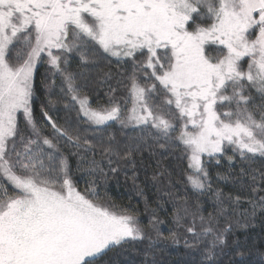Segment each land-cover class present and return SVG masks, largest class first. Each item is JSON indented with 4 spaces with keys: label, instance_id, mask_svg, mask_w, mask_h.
I'll use <instances>...</instances> for the list:
<instances>
[{
    "label": "snow or ice",
    "instance_id": "6c2138e0",
    "mask_svg": "<svg viewBox=\"0 0 264 264\" xmlns=\"http://www.w3.org/2000/svg\"><path fill=\"white\" fill-rule=\"evenodd\" d=\"M74 54L82 69L103 54L131 61L127 83L117 81L127 92L123 103L110 87L107 101L93 106L84 92L88 73L68 70ZM45 63L61 79L65 107L76 110V120L61 126L49 114L54 102L42 106L47 135L33 111ZM113 123L142 135L105 139ZM148 138L183 146L194 191L212 190L206 164L229 148L230 164L237 156L246 162L240 176L259 180L252 193L264 191V170L251 168L264 158V0H0V264H105L115 247L144 239L131 210L98 199L94 188L77 189L69 157L79 156L90 175H106L105 161L116 173L112 165L134 164ZM215 195V215H199L198 231L197 209L186 229L207 264L231 230V222L220 227L227 206L242 203ZM248 202L245 218L264 211V196ZM150 223L160 221L153 215ZM170 238L178 242L175 233Z\"/></svg>",
    "mask_w": 264,
    "mask_h": 264
},
{
    "label": "trees",
    "instance_id": "16d2710c",
    "mask_svg": "<svg viewBox=\"0 0 264 264\" xmlns=\"http://www.w3.org/2000/svg\"><path fill=\"white\" fill-rule=\"evenodd\" d=\"M208 51L210 55H215L216 46H210ZM68 70L73 72L84 70L88 73L92 83L84 92L89 95L95 106L97 101L101 103L107 101L110 87L117 88V99L123 103L127 92L123 86L117 85V81L127 83L126 78L133 68L131 61H118L116 57L103 54L97 57L95 65L82 69L78 54H74L70 57ZM50 71L45 63L39 66V72L35 77L34 116L40 120L41 107L48 110V102L51 100L55 107L49 114L54 119L58 117L57 123L64 126L66 119L76 120V110L65 107L70 101L60 91L61 79L59 76H51ZM106 73L112 76L107 82L104 81ZM141 83L144 81L141 80ZM128 107H131V103ZM40 123L46 128L47 135L51 129L47 128L42 120ZM108 135L115 136L117 141H126L127 138L137 137L142 133L139 129H123L119 123H113L105 133V139ZM92 142L96 143L95 140ZM161 144H164L163 148L160 147ZM69 150L76 151L74 148L65 149V155H68ZM81 154L88 160L93 158L91 152L81 150ZM232 155L229 148L223 156H217L206 164L212 190L204 192L194 191L187 182V176L191 171L182 145H169L163 140L148 138L141 143L140 151L134 157V164L114 163L112 167H117L118 171L112 173L105 161L103 167L106 175L99 173L90 175L87 163L81 161L79 156H70L69 162L78 190L82 192L89 188L98 190V199L110 201L117 210L121 208L131 210L145 230L144 239L129 241L108 252L104 257L105 264H207L203 257V245L191 247L194 241L186 229L192 225L191 213L197 212V209L198 231L199 215L205 217L210 213L215 215L220 207L216 203L217 190L224 196L229 194L232 197L240 196L242 203L227 206L228 215L220 220L221 228L227 227L229 222L232 227L226 233L225 244L216 249L214 264H264V211L257 210L254 217L248 215L245 218L244 215L245 210L251 212V204L248 201L264 196V191L252 193V187H259V180L257 185H252L248 175L241 177V168L246 167V162L237 156L230 164L228 156ZM95 159L101 160L98 152ZM204 159L209 160L207 156ZM217 159L219 164L216 163ZM251 168L264 170V158L257 157ZM93 180L96 181L95 184L91 183ZM7 187L12 190L11 184H7ZM153 215L160 223L155 225L150 223ZM177 217L181 218L179 222ZM173 233L178 242L174 243L170 238Z\"/></svg>",
    "mask_w": 264,
    "mask_h": 264
}]
</instances>
